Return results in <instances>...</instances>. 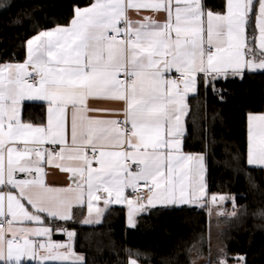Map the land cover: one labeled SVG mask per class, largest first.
I'll use <instances>...</instances> for the list:
<instances>
[{
  "label": "snow or ice",
  "instance_id": "6c2138e0",
  "mask_svg": "<svg viewBox=\"0 0 264 264\" xmlns=\"http://www.w3.org/2000/svg\"><path fill=\"white\" fill-rule=\"evenodd\" d=\"M130 12L139 18L133 20ZM25 50L23 62L0 61V126L17 119L30 125L22 118L25 102H40L46 105V124L39 127L49 130L58 122L61 103L52 90L72 86L91 92L102 79L107 81L104 94L87 99L123 107L89 111L122 119L96 121L100 131L117 141L107 149L115 155L102 164L104 150L96 153L88 165L95 172L84 184L74 180L78 202L63 212L35 207L19 196L12 181L26 177L24 161L15 168L9 165L10 178L4 180L0 159V264H86L74 250L76 227L69 226L77 207H86L89 216L77 227L100 224L110 206L123 205L127 225L134 228L138 216L158 206L227 202L223 194L208 191L205 154L184 151L187 97L202 86L213 95L219 92L217 99L223 101L219 82L264 73V0H223L216 10L205 0H94L75 7L67 26L36 31ZM64 123L67 132V109ZM247 124V165L264 170V113H249ZM41 166L53 165L41 161ZM28 172L35 181V169L29 166ZM18 173L24 178L18 179ZM54 235L65 239L54 240ZM229 260L247 264L245 256H224L219 264Z\"/></svg>",
  "mask_w": 264,
  "mask_h": 264
},
{
  "label": "trees",
  "instance_id": "16d2710c",
  "mask_svg": "<svg viewBox=\"0 0 264 264\" xmlns=\"http://www.w3.org/2000/svg\"><path fill=\"white\" fill-rule=\"evenodd\" d=\"M92 0H0V61H22L25 42L38 30L69 24L74 8ZM212 10L223 0H205ZM223 101L201 86L189 97L184 149L204 153L208 191L223 194L222 213L208 207H156L126 224V211L113 206L102 223L77 227L75 248L86 264H214L224 256H245L247 264H264V171L246 162L249 113L264 112V73L217 84ZM27 105L25 120L43 122L45 106ZM234 200V203H233ZM131 253V255H130ZM234 261V260H229Z\"/></svg>",
  "mask_w": 264,
  "mask_h": 264
},
{
  "label": "crops",
  "instance_id": "0c3cea01",
  "mask_svg": "<svg viewBox=\"0 0 264 264\" xmlns=\"http://www.w3.org/2000/svg\"><path fill=\"white\" fill-rule=\"evenodd\" d=\"M92 2H94V0H92ZM129 15L133 20L139 18L134 12H130ZM156 19H160V17H156ZM67 25L68 24L60 26ZM25 59L26 54L24 60ZM24 60L11 62H23ZM173 74H175L174 71L171 75ZM106 84L107 81L103 79L100 80L97 83L95 90L91 92L86 88H76L72 86L52 90L53 96L60 100L61 103L59 108L56 109L58 122H54L49 130H44L39 127L40 125L46 124V116L43 122H32L25 120L24 118V109L27 105L32 106L31 110H33L34 106L39 105L45 106L46 108V105L40 102H25L22 113V118L25 122H29L30 125H35L37 127H31L28 124L20 125L18 119L14 121L12 125L5 124L4 126H0V153H2L0 159L3 160V179L7 180L10 178L9 165H11L12 168H15L18 166V162L23 160L24 164L21 166V170L25 171L27 175L24 178L23 174L18 173L17 178L24 179L12 182L19 188L18 195L28 198L35 207L43 208L50 212L65 211L69 203L78 202V193L80 189L77 187V184H73L74 180L76 179L80 184H84L88 174L90 172H95V170L88 168V165L91 162V159L88 156V151L94 150L95 152H101L103 149L104 151H102V155L100 156L102 164L106 158L115 155V153L108 151L107 149L110 148L111 144L117 141L111 133L100 131V126L96 121L102 119H120L122 116L110 117L104 112L89 110H120L123 105L110 100L87 99L89 95L104 94L103 90L106 87ZM191 95L192 94H189L187 97L188 114L190 111L188 100ZM65 109L68 111L67 132L64 123ZM254 113L260 114L264 112ZM89 117L91 119H89ZM184 151L190 153L185 149ZM41 161L53 166H46L44 168L41 166ZM29 166L34 168L37 173V179L35 181L31 179V173L28 172ZM44 179L47 186L44 183ZM87 192L88 189L85 184V198H87ZM101 195H103V193H101ZM13 201L17 210L22 212L23 207L20 205L19 199L13 197ZM202 203L203 202L201 201L196 206L201 207L200 204ZM100 206L103 207V204L101 203ZM113 206H122L125 208L127 224L126 206L112 205L109 208ZM207 207L212 216L222 213L221 205L212 206L209 202ZM78 211L82 212L81 222L85 219H89L86 207L74 208V215ZM92 219H96L95 215H93ZM7 227L8 226L6 225L5 229H7ZM53 239L62 241L65 237L54 235ZM74 250L78 255H82L85 258L84 253L77 251L76 248ZM49 264H59V262H49ZM214 264H219V262ZM229 264H236V261H229Z\"/></svg>",
  "mask_w": 264,
  "mask_h": 264
},
{
  "label": "built area",
  "instance_id": "2783aa9c",
  "mask_svg": "<svg viewBox=\"0 0 264 264\" xmlns=\"http://www.w3.org/2000/svg\"><path fill=\"white\" fill-rule=\"evenodd\" d=\"M178 74H173L172 76L173 77H176ZM120 119H122V118H120ZM96 153L97 152H95L94 150H90V151H88V156H89V158L91 159V161H92V159L95 157V155H96ZM129 195H131V193H130V190H129ZM143 195L145 196V197H147L148 195H149V193L147 192V191H145V192H143ZM6 226V225H5Z\"/></svg>",
  "mask_w": 264,
  "mask_h": 264
},
{
  "label": "rangeland",
  "instance_id": "374dc122",
  "mask_svg": "<svg viewBox=\"0 0 264 264\" xmlns=\"http://www.w3.org/2000/svg\"><path fill=\"white\" fill-rule=\"evenodd\" d=\"M210 203H211L212 206H216V205H217V204H215V203L212 204V202H210ZM221 203H222V204H221ZM221 203L218 204V205H221V206H222V205L224 204V202H221ZM219 210H220V209H219Z\"/></svg>",
  "mask_w": 264,
  "mask_h": 264
}]
</instances>
